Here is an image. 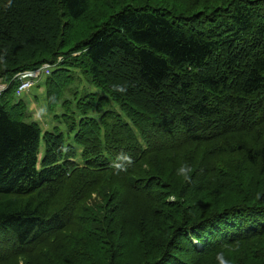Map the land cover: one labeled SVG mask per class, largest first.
<instances>
[{
    "label": "trees",
    "instance_id": "1",
    "mask_svg": "<svg viewBox=\"0 0 264 264\" xmlns=\"http://www.w3.org/2000/svg\"><path fill=\"white\" fill-rule=\"evenodd\" d=\"M76 53L120 111L89 101L81 167L61 133L0 96V264L75 219L84 252L19 264H264V0H0L1 80ZM77 113L81 95L69 128Z\"/></svg>",
    "mask_w": 264,
    "mask_h": 264
},
{
    "label": "rangeland",
    "instance_id": "2",
    "mask_svg": "<svg viewBox=\"0 0 264 264\" xmlns=\"http://www.w3.org/2000/svg\"><path fill=\"white\" fill-rule=\"evenodd\" d=\"M190 18V17H189ZM191 19V18H190ZM81 58L79 53L70 55L68 57L58 58L56 62L52 63H44L41 66L33 69L40 70V75L37 79H31L27 82H32V87L26 91L21 92L20 85L21 81L19 80L18 74L23 73L21 71L17 73L13 79L6 81L0 79V96L4 95L7 97L9 94V101L13 107L24 108L26 119L36 122L39 128L41 129V134L46 131H52L55 133H61L63 139V145L67 147H71L75 150L78 158L76 162L79 163L81 167H84L80 159V155L82 153V148L77 146L74 142V134L80 124V121L84 117H93L97 116V112L89 107V101L97 102L96 99L92 100L95 97L103 98L104 102V110H113L119 112V106L111 100V98L103 91L99 90L98 87L94 85L91 78L83 72L82 67L77 64V60ZM64 65L66 71H64V75L66 77V82L63 83L64 89H62L59 94V98L54 101V105L50 106L49 102L46 99L47 87L48 85L52 86V84L57 85L61 84L59 80V69ZM69 66V67H67ZM28 71V70H25ZM14 83L18 84V87L12 88ZM61 86L60 88H62ZM77 91V95H74L72 92ZM81 95V110L85 111L82 114H76L75 122L69 126L64 122V115L68 114L72 111V109L76 105V99ZM88 97V98H87ZM69 101V109L64 107L65 101ZM48 103V104H47ZM85 103V105H84ZM52 107V108H50ZM89 108V109H88ZM184 112V110H181ZM197 130L200 134H207V129L203 125H198ZM229 148V147H228ZM44 152V144L41 141L39 144V156ZM218 161H223L224 163H232L231 158L224 157H210L209 164L213 166ZM223 176H229V180L232 179L234 175V170H226L225 172L218 173ZM77 181V177H73L70 182L67 183L64 191H69L73 188L71 185L72 181ZM212 191V190H211ZM95 196L93 193H89V196ZM213 193L209 192L208 199L210 201L213 200ZM64 201V193L57 199L54 206L59 208ZM78 211L77 213H79ZM144 212V206L140 203L134 202L129 209V215L131 217V223L136 225L137 218ZM80 230V224L77 219H75L72 223L68 222L67 227L64 231L54 233L50 236H44L40 241L31 245V248L28 250H17V255L8 254L7 257L1 260V264H19L21 259L36 261L41 260L44 256L46 257V261L51 258L56 252V249L64 244L68 245L67 250L71 249L75 246V249L79 251V253L84 252L85 250V242L75 238L77 233ZM129 231H133L132 225L129 223ZM133 237V236H132ZM99 244L100 241H99ZM198 245V244H197ZM104 248L107 247V244H103ZM127 244L125 240H122L120 246L117 249L123 252L126 248ZM65 258L68 255L64 256ZM129 259H126L125 263L127 264ZM89 264H98L95 260H92Z\"/></svg>",
    "mask_w": 264,
    "mask_h": 264
},
{
    "label": "built area",
    "instance_id": "3",
    "mask_svg": "<svg viewBox=\"0 0 264 264\" xmlns=\"http://www.w3.org/2000/svg\"><path fill=\"white\" fill-rule=\"evenodd\" d=\"M40 75V70H28V71H24L23 73H19L18 77L19 80L21 81V85H20V90L21 92L28 90L29 88H31L32 82H27L28 80H32V79H37V77ZM34 81V80H32Z\"/></svg>",
    "mask_w": 264,
    "mask_h": 264
},
{
    "label": "clouds",
    "instance_id": "4",
    "mask_svg": "<svg viewBox=\"0 0 264 264\" xmlns=\"http://www.w3.org/2000/svg\"><path fill=\"white\" fill-rule=\"evenodd\" d=\"M120 90H126V86H117ZM187 170V166L185 165L180 169L181 172H185Z\"/></svg>",
    "mask_w": 264,
    "mask_h": 264
}]
</instances>
